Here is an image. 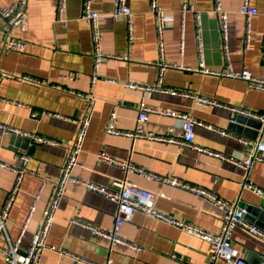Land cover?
<instances>
[{"label": "crops", "instance_id": "crops-1", "mask_svg": "<svg viewBox=\"0 0 264 264\" xmlns=\"http://www.w3.org/2000/svg\"><path fill=\"white\" fill-rule=\"evenodd\" d=\"M14 1L0 0V4L8 6ZM148 1L126 0L131 10V17L127 20L123 17L112 19V0H93L92 9L99 14L102 52L121 58L105 59L95 80H91L90 29L80 19L82 0H66L64 24L56 21L58 0H27L26 30L15 29L12 33L13 39L26 42L24 51L2 47L6 30L0 18V124L17 131L4 133L0 130V162L24 170L5 228L8 239L15 241L21 225L27 220V228L20 237L21 248L30 246L47 211L52 184L60 176L65 152L77 127L71 120L86 112L90 121L78 157L80 165L72 170L80 181L108 186L112 179L125 177L119 168L97 160L99 152L106 153L117 160L129 161L149 175L205 188L225 201H237L245 209L259 208L262 214L253 209L244 220L264 231L260 198L242 187L247 183L264 191V162L255 161L245 176L244 171L234 164L181 144L105 134L113 111L117 116L116 129L132 132L139 106L143 103L153 110L140 125L144 134L170 135L178 139L180 120L160 112L179 111L227 134L250 142L264 141L262 122L258 129L238 123L237 117L246 116L218 105L202 106L191 97L182 95L202 96L248 113L264 115V91L252 88L240 79L200 71L226 68L224 41L219 15L213 11V0H158L167 20L161 55ZM185 2L199 14L200 56L195 42L193 14L187 12L184 17L180 14ZM249 3L257 13L250 19V44L248 50H244L245 23L237 11L239 1L221 0L227 16L229 68L234 72L246 70L264 81V0H249ZM182 25L183 37L180 39ZM163 62L175 67L165 68L162 81L158 82L159 64ZM24 76L35 82L23 80ZM126 83L161 87L164 91L135 90L127 88ZM171 91L175 93L171 94ZM34 111L41 114L32 119L30 114ZM194 132V142L198 146L221 153L230 160L245 157V147L235 139L201 126H196ZM30 135L54 143H42L28 137ZM20 138L30 142L23 146ZM262 156L264 158V152ZM45 177L49 181L41 187ZM127 178L136 186L154 193V205L159 212L213 234L219 231L222 211L207 199L182 187L136 173H129ZM14 180L15 173L0 167V207ZM64 190L46 236V244L52 250L43 251L40 264H85L70 256L98 264L106 260H111L112 264H226L207 258V241L138 212L123 223L119 232L122 242L110 243L95 234L92 228L109 232L115 204L88 191L80 183H68ZM232 239L239 257L246 263L261 264L264 261L263 239L249 235L241 227L233 229ZM0 245H4L3 240ZM0 264H4L1 255Z\"/></svg>", "mask_w": 264, "mask_h": 264}, {"label": "built area", "instance_id": "built-area-1", "mask_svg": "<svg viewBox=\"0 0 264 264\" xmlns=\"http://www.w3.org/2000/svg\"><path fill=\"white\" fill-rule=\"evenodd\" d=\"M239 1V8L238 13L243 16L245 28L243 31V48L244 50H248L250 44V35H251V26H250V19L252 16L256 15L257 10L254 9L249 0H238ZM93 0H82L81 3V17L80 19L87 24L90 29V43L92 45V53H91V60H92V75L91 80L96 79V75L98 73V69L101 66L102 62L105 59L113 58V59H121L120 57L106 55L102 52V33L100 27L98 26L99 14L92 9ZM65 4L66 0H58L56 5V21L58 23L64 24V13H65ZM26 6L27 0H16L11 5L3 6L0 4V18L2 19L4 26H5V41L2 42V47L6 50H17V51H24L26 49V42L20 39L12 38V33L15 29H18L21 32H24L26 29ZM213 11L219 15V24H220V31L221 37L224 41L223 46V58L225 59V66L226 68L222 71H209L203 70L200 71L204 74L215 75V76H223L227 78H235L245 81L248 86L255 88L257 90L264 91V81L260 78L252 76L250 72L246 70H242L240 72H234L229 68V59L227 55L226 49V31H227V23H226V13L222 8L221 0H213ZM148 8L150 10L151 15L154 18V22L156 25V43H158V50L159 54L163 53V32L167 28V20L165 17V12L163 11L162 7H160L158 0H149L148 1ZM112 19L117 18H125L127 20L131 17V10L128 8L126 4V0H112ZM187 12L193 14V20L195 24V42L197 46V51L200 56L202 52V42H201V28L199 24V14L194 11V7L190 6L187 2L181 5L180 14L181 17H184ZM179 37L182 39L183 37V25L179 31ZM262 58L264 59V34L262 37ZM159 73H158V82H161V76L165 68H173L172 66L167 63H160L159 64ZM177 67V66H176ZM182 68V67H179ZM23 80L34 83L35 81L31 78L24 76ZM38 83V82H37ZM127 88L140 90V91H164L161 87H152L148 85H135L132 83L125 84ZM166 91V90H165ZM171 94L175 92L171 91ZM182 95L191 97L195 100V102L199 105H218L223 107L229 111H233L240 115L246 117H252L258 119L264 125V115H258L254 113H248L243 110H239L235 107H230L225 104H221L216 102L215 100H210L202 96L191 95L182 93ZM153 110L146 107L143 103L139 106L136 125L132 132L127 130L119 131L115 127V120L116 114L115 111L111 112L110 120L108 121L105 134L114 135V136H126L130 138H146L148 140H154L157 142H169V143H176L181 144L186 148H189L194 151H198L200 153L206 154L210 157H217L222 161H227L230 164H234L236 167L242 169L245 173V176L249 174L252 169V165L255 161L264 162V158L262 153L264 152V141H249L243 137L234 136L233 134H227L225 131H221L216 128H212L203 122L194 119L189 114L183 112H167L161 111V114L171 116L173 118L180 120V133L181 135L178 139L173 138L170 135H156L154 133H147L144 134L141 130L140 125L147 119V113L152 112ZM39 112L34 111L31 112L30 117L32 119L37 118L39 116ZM73 123L76 124V130L74 133V138L68 146L65 152L64 161L60 167V176L54 184H52V192L50 199L47 205V211L44 215V218L41 224L38 226L37 230L33 234V237L30 242V246L26 249L21 248L20 246V237L25 232L26 222L27 220L21 225V230L19 232V236L15 241H10L7 236V229L5 228V222L8 217V213L10 211V206L14 201L17 193L19 184L22 179V175L24 170L16 169L10 165L0 162V167L9 169L13 173H15V180L10 192L7 194L3 205L0 207V242L3 240L4 245H0V255L4 261V264H40V258L44 250L51 249L46 244V236L49 232L51 222L53 220V216L58 209L59 202L63 197L65 192V186L68 183H80L87 189L88 191H92L96 194H99L112 201L116 206V211L114 213V220L112 223V227L109 232H104L95 228H92L93 232L97 235L104 237L110 243H121V239H119V232L123 225L127 221L131 220L132 216L138 212L143 215H147L161 223H167L170 226L182 230L183 232L193 235L196 238H200L202 240L207 241L208 248L206 251L207 258L216 262L218 260L223 261L226 264H248L246 263L241 257L238 255V251L233 244L232 239V231L235 227L243 228L249 235L255 236L257 238L264 240V231L259 229L254 224L251 225L244 220V215L246 213V209L244 207L239 206L237 201L228 202L225 201L211 192L207 191L205 188L191 186L188 184H182L177 182L175 179H164L157 176L149 175L144 170L135 167L129 161H121L113 158L109 154L99 152L97 155V160L99 162L113 165L119 168L123 174V179H112L108 186L97 185L94 183H89L85 181H80L76 176L73 175L72 170L77 167L79 164L78 157L80 155L83 142L86 137V132L88 129V124L90 121L89 113H85L80 118H73L71 120ZM196 126H201L205 129L218 132L222 135L228 136L231 139H235L240 142L245 147V157L240 160H230L226 158L224 155L218 152H213L212 150L203 148L195 144V132L194 128ZM0 130L4 133L11 132L16 133L17 131H13L12 129L0 124ZM20 133V132H19ZM37 140L42 143L49 142L53 144L54 142H50L47 139L37 136H28ZM129 173H136L139 176H145L147 178L155 179L156 181H160L161 183L164 182L169 184L170 186L182 187L197 197H203L207 199L211 204H213L216 208L218 207L222 214L220 215V229L217 234H213L208 232L202 228H198L193 226L192 224L185 222L183 220L175 219L174 217L167 215L165 213L159 212L155 205H154V193L147 188H141L133 184L128 178L127 175ZM49 181V178L45 177L41 181V187ZM243 188H247L250 191H253L256 195L260 198V206L264 212V191L255 187L254 185H250L247 183L242 184ZM41 187L39 189H41ZM37 198V197H36ZM28 219V218H27ZM128 246L133 247L135 246L132 244H128ZM73 260L81 261L85 264H98V263H91L89 261H85L77 256H70ZM174 257V256H173ZM107 262L103 264H112L111 260H106ZM264 264V261L261 263Z\"/></svg>", "mask_w": 264, "mask_h": 264}, {"label": "water", "instance_id": "water-1", "mask_svg": "<svg viewBox=\"0 0 264 264\" xmlns=\"http://www.w3.org/2000/svg\"><path fill=\"white\" fill-rule=\"evenodd\" d=\"M236 122L241 123V124H248L249 126H252V127L256 128V129L260 128V126H261L260 121L254 120V118L252 119V117L250 119H248L247 117L239 116V117L236 118ZM21 140H22V145L23 146H25L27 142L28 143L30 142L29 139H21ZM253 209H254V207H249V208L246 209V214L244 216L245 219L252 212L251 210H253ZM255 211H257L258 213L262 214V211L259 208L256 209Z\"/></svg>", "mask_w": 264, "mask_h": 264}]
</instances>
